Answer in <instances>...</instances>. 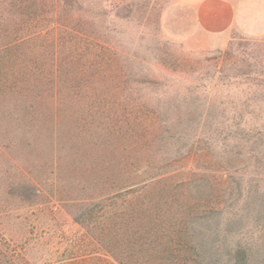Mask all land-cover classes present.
Segmentation results:
<instances>
[{"label":"trees","instance_id":"trees-1","mask_svg":"<svg viewBox=\"0 0 264 264\" xmlns=\"http://www.w3.org/2000/svg\"><path fill=\"white\" fill-rule=\"evenodd\" d=\"M85 1L0 0V264H252L264 37H233L208 74L180 53V84L162 83Z\"/></svg>","mask_w":264,"mask_h":264},{"label":"rangeland","instance_id":"rangeland-1","mask_svg":"<svg viewBox=\"0 0 264 264\" xmlns=\"http://www.w3.org/2000/svg\"><path fill=\"white\" fill-rule=\"evenodd\" d=\"M118 1L134 3L129 19L123 18L126 15L123 7L117 9L120 17H115L117 12L110 6L115 0L109 2L86 0L85 7L87 10L93 9V16L104 24V28L114 27L111 34L114 43L135 75L155 78L162 83L180 84L173 77L166 76L174 70H184V66L176 61L180 53L192 60L190 65L192 70L208 74L212 72L210 66L212 61L203 60L213 58L217 52L225 50L233 37H264L249 36L237 28L226 32L225 14L228 9L231 10L226 6H212L210 9L212 14L201 17L198 11L180 6L176 0ZM238 3L240 2L233 4L232 7ZM6 167V162L0 156V171ZM58 220L63 223V229L67 233L77 229L63 209L58 211ZM244 233L248 248L253 253L252 264H264V231L257 232L249 228ZM231 234V238L221 236L222 244L225 246L224 250L222 248L220 251H225L228 243L233 242V237L237 235L234 232ZM212 264L232 263L219 258L215 259V263L212 261Z\"/></svg>","mask_w":264,"mask_h":264},{"label":"crops","instance_id":"crops-1","mask_svg":"<svg viewBox=\"0 0 264 264\" xmlns=\"http://www.w3.org/2000/svg\"><path fill=\"white\" fill-rule=\"evenodd\" d=\"M184 8L196 10L201 17L211 15L212 6L231 8L225 14L226 32L237 28L249 36H264V0H176ZM240 2L237 6L233 4ZM257 10V11H256ZM225 32V33H226Z\"/></svg>","mask_w":264,"mask_h":264}]
</instances>
